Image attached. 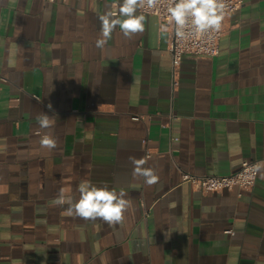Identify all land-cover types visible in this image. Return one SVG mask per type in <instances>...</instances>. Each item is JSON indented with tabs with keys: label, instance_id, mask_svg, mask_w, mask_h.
Listing matches in <instances>:
<instances>
[{
	"label": "crops",
	"instance_id": "0c3cea01",
	"mask_svg": "<svg viewBox=\"0 0 264 264\" xmlns=\"http://www.w3.org/2000/svg\"><path fill=\"white\" fill-rule=\"evenodd\" d=\"M122 3L0 0V264H264V168L250 190L181 179L264 162V0L228 14L216 56H184L175 86L155 15L138 8L142 33L117 27L96 47L99 17ZM49 131L52 150L40 145ZM130 158L158 182L134 176ZM85 180L127 193L122 224L55 203L77 201Z\"/></svg>",
	"mask_w": 264,
	"mask_h": 264
},
{
	"label": "clouds",
	"instance_id": "9594fccd",
	"mask_svg": "<svg viewBox=\"0 0 264 264\" xmlns=\"http://www.w3.org/2000/svg\"><path fill=\"white\" fill-rule=\"evenodd\" d=\"M160 0H123L119 9V17H112L111 13H106L99 17L101 38L97 39L96 47L103 48L112 33L119 27L126 39H132L135 35L144 31V15H137L138 8L145 5L149 8L155 7ZM175 6H169V13L176 24V35L180 39L186 38L190 32L205 33L209 30L219 31L224 18V0H173ZM122 17V18H121ZM166 32V29H162ZM51 109V104L48 105ZM39 129H51L55 121L46 113H41L36 117ZM39 134V132L37 133ZM40 145L43 148L52 150L57 147V140L51 132H46L41 136ZM134 165L133 175L143 177L144 183L151 186L158 182V176L151 168H145L144 159L130 158ZM256 171L264 168V162H259L253 166ZM261 179H264V172H261ZM79 199L73 202L71 199L65 200L63 193L57 198V205L68 204V212L85 221H96L100 219L109 225L122 224L124 214L131 206V200L126 199L127 193L124 190L119 192L111 189L104 182L97 186L90 180L81 181L78 185Z\"/></svg>",
	"mask_w": 264,
	"mask_h": 264
},
{
	"label": "built area",
	"instance_id": "2783aa9c",
	"mask_svg": "<svg viewBox=\"0 0 264 264\" xmlns=\"http://www.w3.org/2000/svg\"><path fill=\"white\" fill-rule=\"evenodd\" d=\"M55 2L57 0H48ZM244 0H224V18L221 22L219 31L209 30L205 33L192 32L190 27L186 28V32H190L184 39H180L176 35V24L172 19L168 9L169 6H175L173 0H160V2L152 8L144 7L139 10L145 14H152L158 17L163 26L170 28V45L169 49L173 57V72H174V86L177 84L175 78L181 65L184 56L189 55L193 57H214L219 53V42L225 29L226 17L228 14L240 8ZM139 118V116H134ZM260 160L246 159L242 162L240 168L229 174L222 175H197L189 171L182 172V181L189 182L196 190L202 192L220 191L223 189L250 190L254 187L258 171L253 167ZM232 229H227L226 232L231 233Z\"/></svg>",
	"mask_w": 264,
	"mask_h": 264
}]
</instances>
